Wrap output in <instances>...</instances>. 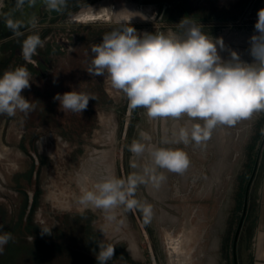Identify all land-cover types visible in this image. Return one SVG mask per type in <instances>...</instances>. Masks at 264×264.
<instances>
[{
  "label": "rangeland",
  "instance_id": "1",
  "mask_svg": "<svg viewBox=\"0 0 264 264\" xmlns=\"http://www.w3.org/2000/svg\"><path fill=\"white\" fill-rule=\"evenodd\" d=\"M123 1L131 0H98L91 8ZM131 2L153 18L133 22L138 32L179 30L157 20L156 5ZM197 2L201 12L213 16L229 12L240 19L238 24L204 25V30L213 37H223L229 49L251 63L248 41L256 21L250 19L257 18L264 0H188L190 13L198 11ZM80 9L60 22L46 21L37 29L45 41L41 51L52 44V38L69 39L70 48L62 42L54 47L60 53L49 56L51 68L45 77L29 71L31 87L22 95L35 104L34 110L17 112L14 117L0 115V231L13 236L0 252V264H73L77 258L90 264L101 241L115 246L108 264H233V236L264 136V111L254 112L233 126H217L199 145L178 142L179 132L181 128L190 131L193 123L202 121L187 116L150 119L143 108L133 109L129 116L124 94L105 77H91L86 71L92 45L100 43L115 23L73 22ZM106 10L110 8L89 10L79 19H101ZM220 55L229 58L227 50ZM72 90L93 94L96 99L90 100L82 113L65 112L53 97ZM141 132L149 139H142ZM134 139L146 146L139 157L128 150ZM152 147L184 151L189 167L182 174L160 168L145 174L146 168L154 167L149 155ZM132 159L135 169L130 167ZM133 173L145 177L146 182L138 184L132 198L151 207L147 223L139 207L127 210L119 206L109 220L104 210L78 203L82 190H94L95 183L106 178L127 180ZM151 175L166 179L156 187ZM36 192L38 205L27 218V199ZM40 227L52 228L51 235H43ZM250 227L251 221L246 219L238 242L239 264L246 257L243 238L249 235ZM9 245L13 249L6 251Z\"/></svg>",
  "mask_w": 264,
  "mask_h": 264
},
{
  "label": "clouds",
  "instance_id": "2",
  "mask_svg": "<svg viewBox=\"0 0 264 264\" xmlns=\"http://www.w3.org/2000/svg\"><path fill=\"white\" fill-rule=\"evenodd\" d=\"M27 2L32 4L35 0ZM24 4L25 0H17V7ZM43 5L61 11L67 6V0H43ZM111 12L116 17L115 27L104 33L100 43L92 45L87 73L91 77H105L114 89L124 94L130 109L143 108L150 119L187 116L203 122L193 123L190 131L181 128L178 142L191 141L199 145L210 138L217 126H233L254 112L264 111V8L257 12L254 32L248 41L251 63L242 61L238 52L228 48L223 37L211 36L205 32V26L192 17H185L176 24L178 31L138 32L131 23L134 17L153 18L127 9ZM8 26L14 30V35L20 34L18 24ZM44 46L45 41L38 34L29 35L22 42L24 61L33 63L37 49ZM225 50L229 52L228 59L220 55ZM31 82L32 75L26 66L3 72L0 115L14 117L17 112L27 114L34 110L35 104L22 95L23 90L30 89ZM95 99L93 94L74 90L53 97L61 110L73 113L87 110L89 101ZM140 136L149 139L144 132ZM128 150L133 157H139L146 146L134 139ZM149 155L154 167L146 168L145 174L154 173L156 168L182 174L190 164L182 150L152 147ZM130 167H137L134 159L130 160ZM150 178L156 187L166 179L163 175ZM145 182L144 176L135 173L127 180L106 178L95 183L94 190H82L78 203L104 210L109 220L113 219L112 210L119 206L127 210L139 207L147 223L151 207L141 206L132 198L138 184ZM40 228L43 235H51L52 228ZM12 239L10 232L0 231V252ZM97 246V264H108L115 246L103 241Z\"/></svg>",
  "mask_w": 264,
  "mask_h": 264
},
{
  "label": "flooded vegetation",
  "instance_id": "3",
  "mask_svg": "<svg viewBox=\"0 0 264 264\" xmlns=\"http://www.w3.org/2000/svg\"><path fill=\"white\" fill-rule=\"evenodd\" d=\"M95 1L98 0H67V6L65 8H63L61 11H55L48 9L45 5H43V0H35V3L32 4H29L27 0H25V4L22 7H17V0H0V76H2L5 70H8L10 68L15 69L18 66L24 65L23 64L24 62L25 66L28 68L29 71H31V73L38 75L42 78L45 77L46 71L51 68V64H50L51 61L49 59V56L53 55L52 53H60L57 50H55L54 47L60 45V43L62 42L63 46L70 48L69 39L60 41V39L56 40L54 38L53 40L52 38V40L50 41L52 44H49V46L46 48L44 52L41 51L40 48L37 49V54L34 55L32 58L34 61L33 63H26L24 61L21 55L22 42L29 35L38 34L40 36L38 32L39 30L38 28L44 22L49 20L52 22L54 21L60 22L68 14L80 8L82 9H80V11L74 15L76 19H73V22L76 23L84 22L85 24L86 22H93L97 20H112L111 18L109 19L102 18V16L101 19L92 18L93 20H88L87 18H84L85 21L79 19V17L83 15L84 12H87L89 10H99L104 7L112 8L113 6L116 5V4L107 3L105 4V6H102L99 9H97V7L89 8L88 7L89 5L90 7L96 6L95 4L91 5ZM131 1H139L141 3H151L156 5L159 10L157 14V20L165 21L170 25L178 24L185 17H192V19L196 20L197 22H200L202 25L205 26L217 25L219 23L227 24L233 22L238 24V22L240 21L239 18L238 19L233 18V15L229 14V12L223 15H216V16L201 12L199 10L201 6L200 2H197L198 11L190 13L189 5L187 3L188 0H131ZM131 1H123V2L134 5ZM83 7L85 8L83 9ZM254 11L255 10H253V12ZM250 20L256 21L257 18L251 17ZM144 21L147 22L150 20H144ZM13 23L18 24V28H20L23 25H30V26L27 30L20 32L19 35H13L8 38L3 37L5 33L13 30L8 26V24H13ZM132 111L133 109H130L128 104L127 113L129 116L132 114ZM128 127H129V121L124 131L125 138L128 132ZM37 205H38V192H36L33 195L32 199L30 200L27 199V208L29 209V211L26 212L27 218L30 216V214H33ZM94 259H96V257L91 260Z\"/></svg>",
  "mask_w": 264,
  "mask_h": 264
},
{
  "label": "crops",
  "instance_id": "4",
  "mask_svg": "<svg viewBox=\"0 0 264 264\" xmlns=\"http://www.w3.org/2000/svg\"><path fill=\"white\" fill-rule=\"evenodd\" d=\"M246 219L251 221V227L249 235L243 238L247 245L241 264H264V149L251 187Z\"/></svg>",
  "mask_w": 264,
  "mask_h": 264
},
{
  "label": "water",
  "instance_id": "5",
  "mask_svg": "<svg viewBox=\"0 0 264 264\" xmlns=\"http://www.w3.org/2000/svg\"><path fill=\"white\" fill-rule=\"evenodd\" d=\"M30 25H23L20 28H18L19 31H25L29 28ZM14 35V30H11L7 33L4 34L3 37L8 38L10 36ZM264 149V136L262 137L256 155H255V159H254V164H253V168L251 171V174L248 178V181L246 183L245 186V191H244V198H243V204H242V210H241V214L239 217V221L233 236V242H232V257H233V264H239L238 263V242H239V237L240 234L242 232V228H243V224L245 222L246 216H247V212H248V208H249V202H250V192H251V187L253 184V181L255 179L258 167H259V163L261 160V156H262V152Z\"/></svg>",
  "mask_w": 264,
  "mask_h": 264
},
{
  "label": "bare ground",
  "instance_id": "6",
  "mask_svg": "<svg viewBox=\"0 0 264 264\" xmlns=\"http://www.w3.org/2000/svg\"><path fill=\"white\" fill-rule=\"evenodd\" d=\"M113 12H119L121 11L122 9H127L129 11H132V12H140L142 13V11L140 9H138L137 7H135L134 5L132 4H128L126 2H121V3H117L115 6H113L112 8H110ZM111 10L109 11H105L101 14L102 18H105V19H109L111 18L113 21H115L116 17L113 15V13L111 12ZM123 15H127V13H122ZM145 15V14H144ZM140 20H143L141 19L139 16H136L133 18L132 22H136V21H140ZM144 21V20H143ZM131 22V23H132Z\"/></svg>",
  "mask_w": 264,
  "mask_h": 264
},
{
  "label": "trees",
  "instance_id": "7",
  "mask_svg": "<svg viewBox=\"0 0 264 264\" xmlns=\"http://www.w3.org/2000/svg\"><path fill=\"white\" fill-rule=\"evenodd\" d=\"M9 246H10V247H8L6 251H9V249H10L11 247H12V249H13V246H12V245H9ZM14 248H15V247H14ZM11 251H13V250H11ZM89 263H90V264H97V260H96V259L91 260V261H89ZM73 264H84V258H77V259H74Z\"/></svg>",
  "mask_w": 264,
  "mask_h": 264
}]
</instances>
